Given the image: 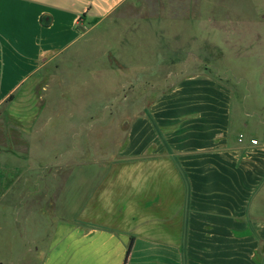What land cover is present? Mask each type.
Here are the masks:
<instances>
[{
	"label": "crops",
	"instance_id": "0c3cea01",
	"mask_svg": "<svg viewBox=\"0 0 264 264\" xmlns=\"http://www.w3.org/2000/svg\"><path fill=\"white\" fill-rule=\"evenodd\" d=\"M131 1L0 0V111L9 141L15 130L30 133V152L42 140L51 122L43 116L49 67ZM206 16L195 35L164 46L162 66L145 71L179 81L129 123L120 160L93 194L79 200L80 176L63 183L69 204L55 223L47 202L5 198L3 185L19 172L0 155V264H264V138L248 137L244 120L234 133L227 83L178 65L212 61L228 46L226 26Z\"/></svg>",
	"mask_w": 264,
	"mask_h": 264
},
{
	"label": "rangeland",
	"instance_id": "374dc122",
	"mask_svg": "<svg viewBox=\"0 0 264 264\" xmlns=\"http://www.w3.org/2000/svg\"><path fill=\"white\" fill-rule=\"evenodd\" d=\"M206 15L212 25L226 26L228 46L222 54L213 52L212 61L178 65L187 67L186 74L205 72L227 83L233 90L234 133L244 120L248 137L264 138V0H132L49 67L43 116L51 122L30 152V133L15 130L9 141L11 130L0 111V155L7 153L9 166L20 173L3 185L5 198L47 202L43 209L55 223L69 204L63 183L80 176L86 188L79 200L86 201L120 160L129 123L179 81L175 73L163 79L146 78L156 74L146 72L162 66L156 58L166 44L195 35V23L207 21ZM59 124L62 132L56 133ZM68 187L65 194L73 192Z\"/></svg>",
	"mask_w": 264,
	"mask_h": 264
},
{
	"label": "trees",
	"instance_id": "16d2710c",
	"mask_svg": "<svg viewBox=\"0 0 264 264\" xmlns=\"http://www.w3.org/2000/svg\"><path fill=\"white\" fill-rule=\"evenodd\" d=\"M10 99H12V96L10 97ZM9 99V100H10ZM132 246H133V239H132V242L130 244V247H129V250H128V254H127V257L129 256L130 252H131V249H132Z\"/></svg>",
	"mask_w": 264,
	"mask_h": 264
},
{
	"label": "built area",
	"instance_id": "2783aa9c",
	"mask_svg": "<svg viewBox=\"0 0 264 264\" xmlns=\"http://www.w3.org/2000/svg\"><path fill=\"white\" fill-rule=\"evenodd\" d=\"M252 143H253V144H257L258 141H257V140H252Z\"/></svg>",
	"mask_w": 264,
	"mask_h": 264
}]
</instances>
